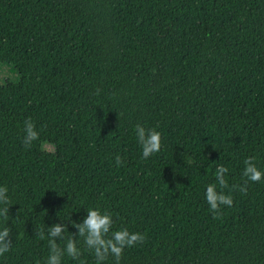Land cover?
Here are the masks:
<instances>
[{"label": "trees", "instance_id": "16d2710c", "mask_svg": "<svg viewBox=\"0 0 264 264\" xmlns=\"http://www.w3.org/2000/svg\"><path fill=\"white\" fill-rule=\"evenodd\" d=\"M2 63L17 76L0 83L13 239L0 264H45L36 232L63 222L71 236L89 208L146 235L120 264H264V179L232 190L246 158L264 172V0H0ZM137 124L162 136L147 159ZM218 165L234 203L214 219Z\"/></svg>", "mask_w": 264, "mask_h": 264}, {"label": "clouds", "instance_id": "9594fccd", "mask_svg": "<svg viewBox=\"0 0 264 264\" xmlns=\"http://www.w3.org/2000/svg\"><path fill=\"white\" fill-rule=\"evenodd\" d=\"M99 89H97V94ZM25 135L23 144L26 148H30L34 141L39 139V132L31 119L25 121ZM137 140L142 148V157L144 159L161 151L162 136L159 131L153 128H145L137 124L135 126ZM117 165H122L123 161L120 156L115 157ZM242 184L233 185L232 190H238L240 193L247 195L248 183L260 182L264 179V172L258 169L255 163V157H248L244 161ZM228 168L224 165L216 167V184H209L205 189V199L209 205V209L214 219H221L223 216L222 206L232 207L233 198L230 194H226L224 189H228V181L225 174ZM219 188V190H218ZM7 186H0V218L7 220L10 206L12 202L7 195ZM86 216L80 221L69 219L68 223L77 231L66 237L68 224L63 222L54 223L47 227V232L43 229L36 232L39 240L47 238L49 246V255L45 264H62L65 255L78 261V264H86L81 260L82 250L77 245V237L82 238L85 248L91 251L95 257V264H103L109 257L114 259L115 264H120L125 248L134 247L142 244L146 240V235L140 232H130L127 228L114 230V220L112 213L99 208H89ZM63 242V247L61 243ZM13 245L12 230L9 227L0 228V256L9 252ZM37 264H40L37 261Z\"/></svg>", "mask_w": 264, "mask_h": 264}, {"label": "rangeland", "instance_id": "374dc122", "mask_svg": "<svg viewBox=\"0 0 264 264\" xmlns=\"http://www.w3.org/2000/svg\"><path fill=\"white\" fill-rule=\"evenodd\" d=\"M15 70L8 64H0V83L5 82L6 80H15L16 79ZM42 148L46 151H52L53 145L49 142H43Z\"/></svg>", "mask_w": 264, "mask_h": 264}]
</instances>
